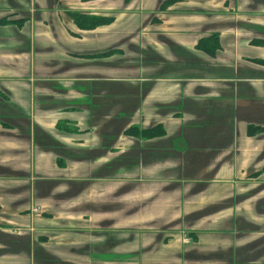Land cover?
I'll return each mask as SVG.
<instances>
[{
  "label": "crops",
  "instance_id": "crops-1",
  "mask_svg": "<svg viewBox=\"0 0 264 264\" xmlns=\"http://www.w3.org/2000/svg\"><path fill=\"white\" fill-rule=\"evenodd\" d=\"M0 264H264V0H0Z\"/></svg>",
  "mask_w": 264,
  "mask_h": 264
},
{
  "label": "trees",
  "instance_id": "trees-1",
  "mask_svg": "<svg viewBox=\"0 0 264 264\" xmlns=\"http://www.w3.org/2000/svg\"><path fill=\"white\" fill-rule=\"evenodd\" d=\"M75 18H77V22L80 24V26L83 27H92L93 25L97 24V23H101L103 21H109L106 19L109 18H103V17H95V16H85V15H80L78 14L77 16L74 15ZM81 19V20H80Z\"/></svg>",
  "mask_w": 264,
  "mask_h": 264
}]
</instances>
